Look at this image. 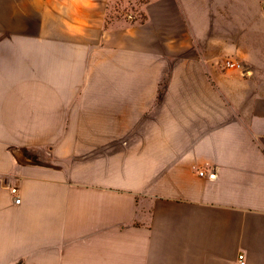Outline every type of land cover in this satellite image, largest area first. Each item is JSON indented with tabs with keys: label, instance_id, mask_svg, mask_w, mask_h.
I'll return each instance as SVG.
<instances>
[{
	"label": "crops",
	"instance_id": "crops-1",
	"mask_svg": "<svg viewBox=\"0 0 264 264\" xmlns=\"http://www.w3.org/2000/svg\"><path fill=\"white\" fill-rule=\"evenodd\" d=\"M261 4L0 0V264H264Z\"/></svg>",
	"mask_w": 264,
	"mask_h": 264
},
{
	"label": "rangeland",
	"instance_id": "rangeland-1",
	"mask_svg": "<svg viewBox=\"0 0 264 264\" xmlns=\"http://www.w3.org/2000/svg\"><path fill=\"white\" fill-rule=\"evenodd\" d=\"M262 8L264 9V0H262ZM131 8H135L132 4H128L127 2H123V1H119L116 2L115 4H112L111 6V10L109 11V18H113V17H126L128 18V16L132 13ZM230 62H233L231 60H227ZM226 67L227 64L225 63Z\"/></svg>",
	"mask_w": 264,
	"mask_h": 264
},
{
	"label": "built area",
	"instance_id": "built-area-1",
	"mask_svg": "<svg viewBox=\"0 0 264 264\" xmlns=\"http://www.w3.org/2000/svg\"><path fill=\"white\" fill-rule=\"evenodd\" d=\"M226 64H227V66H229V67H239V66H240L239 63H236V62H230V61H226ZM199 174H200V175H203L204 172H203V171H200ZM10 192L14 195V202H15V203H19L20 198H19V195H18L17 188H16V187H11V188H10ZM236 264H245V258H244V255H243V254H239V255H238V259H237Z\"/></svg>",
	"mask_w": 264,
	"mask_h": 264
}]
</instances>
